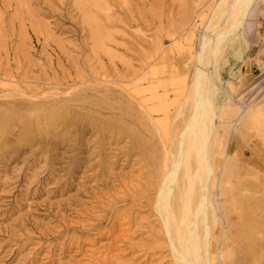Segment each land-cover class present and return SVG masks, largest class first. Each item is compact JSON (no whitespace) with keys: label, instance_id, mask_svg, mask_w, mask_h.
Returning a JSON list of instances; mask_svg holds the SVG:
<instances>
[{"label":"rangeland","instance_id":"1","mask_svg":"<svg viewBox=\"0 0 264 264\" xmlns=\"http://www.w3.org/2000/svg\"><path fill=\"white\" fill-rule=\"evenodd\" d=\"M215 2L0 0V264H175L152 92L172 135ZM249 8L212 72L230 153L212 264H264V0Z\"/></svg>","mask_w":264,"mask_h":264},{"label":"bare ground","instance_id":"2","mask_svg":"<svg viewBox=\"0 0 264 264\" xmlns=\"http://www.w3.org/2000/svg\"><path fill=\"white\" fill-rule=\"evenodd\" d=\"M253 1L216 0L195 43L196 65L185 93L184 90V94L181 92V104L175 109V117L182 119L172 135L170 109L164 105L167 94L162 95L157 89L152 92V98L157 101L152 111H163L164 114L163 119L152 120L163 150L161 160H157L156 147L153 150L155 166L160 163L157 209L170 238L175 264H212L210 220L213 215L214 219L217 218L215 208L211 209L215 202L211 200L210 192L214 190L215 196L219 194V197L225 194L221 183L227 179L230 156L219 140V113L213 100L212 72L215 73L223 42L231 34H240L242 22L249 15L246 13L251 10L249 7ZM261 105L248 107L245 116H255ZM161 124L164 125L163 130L159 129ZM218 224L221 228L222 224Z\"/></svg>","mask_w":264,"mask_h":264}]
</instances>
